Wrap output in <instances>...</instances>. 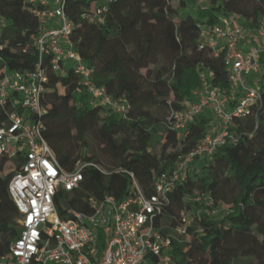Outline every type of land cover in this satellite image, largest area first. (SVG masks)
<instances>
[{"label": "trees", "instance_id": "trees-1", "mask_svg": "<svg viewBox=\"0 0 264 264\" xmlns=\"http://www.w3.org/2000/svg\"><path fill=\"white\" fill-rule=\"evenodd\" d=\"M95 1L66 0L71 38L92 68L95 85L115 99L125 97L129 109L124 115L91 103L87 92L76 90L79 76L73 68L63 75L48 67L44 135L57 158L68 170L86 161L108 171L87 167L76 194L59 193L56 204L63 217L71 208L88 211L89 196L127 197L134 191L131 173L149 192L155 173L171 169L179 154L193 150L207 134L212 114L195 116L186 136L176 141L168 119L171 107L193 98L204 72L212 85L226 93L233 89L224 53L201 47L202 27L236 13L255 28L264 17V0H204L196 14L191 0H111L108 11L93 16ZM40 8V0H0L5 20L0 71L33 69L38 63L34 41L42 25L36 14ZM51 58L44 55L45 64ZM261 63L262 103L254 115L234 120L237 143L228 141L209 157L196 158L187 180L171 194L165 209L173 223L184 206L195 215L188 234L170 248L174 264H264V52ZM8 110L0 109V124ZM118 169L123 171L113 172ZM10 176L0 172L8 194ZM198 192L212 201L193 200ZM215 208L216 214L207 212ZM21 217L10 194L0 197V257L20 236Z\"/></svg>", "mask_w": 264, "mask_h": 264}, {"label": "built area", "instance_id": "built-area-1", "mask_svg": "<svg viewBox=\"0 0 264 264\" xmlns=\"http://www.w3.org/2000/svg\"><path fill=\"white\" fill-rule=\"evenodd\" d=\"M110 1L93 2V16L108 11ZM40 2L44 8L37 9L36 14L42 25L34 41L38 63L33 69L4 67L0 71V109H9L0 124V172L11 174L8 191L22 216L20 236L10 252L0 257V264H174L170 248L174 240L188 234L195 215L184 206L173 223L165 208L172 202L175 188L187 180L191 163L196 158L209 157L228 141L237 143L238 137L231 131L234 120L254 115L261 105L264 17L255 28L245 26L236 13L202 27L201 47L209 45L215 55L224 53L233 89L226 93L212 85L204 72L203 85L193 92L192 99L181 101L179 107L172 106L168 119L176 141L186 136L189 123L201 113L209 112L217 119L216 130H208L193 150L179 154L171 169L155 173L149 192L131 173L134 191L127 197L111 193L89 196L88 211L71 208L63 217L56 204L59 193L76 194L87 167L108 171L86 161L68 170L57 158L44 135L43 117L48 108L42 96L49 78L48 67L63 75L73 68L79 76L76 90L87 92L91 103L104 104L124 115L129 104L125 97L115 99L93 82L92 68L71 38L72 21L66 12V0ZM4 22L0 15V28ZM46 54L52 57L49 64L44 61ZM193 200L211 202L212 197L198 192ZM207 212L216 214L218 209Z\"/></svg>", "mask_w": 264, "mask_h": 264}, {"label": "rangeland", "instance_id": "rangeland-1", "mask_svg": "<svg viewBox=\"0 0 264 264\" xmlns=\"http://www.w3.org/2000/svg\"><path fill=\"white\" fill-rule=\"evenodd\" d=\"M203 3L204 4V0H191V3H190V10L192 12H194L196 14V9H197V4L198 3ZM211 116V123H210V128H209V132H212L214 130H216V127H217V119H215L214 116L210 115ZM92 145L94 147H96V144L92 143ZM174 144H170L169 148H173ZM9 194L7 192V189H6V184H5V180L3 179L1 182H0V197H8Z\"/></svg>", "mask_w": 264, "mask_h": 264}]
</instances>
